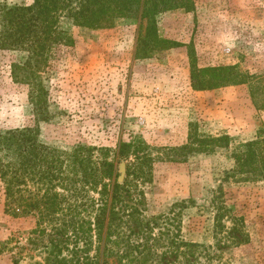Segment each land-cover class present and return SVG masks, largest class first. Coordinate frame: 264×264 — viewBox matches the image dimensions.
I'll return each mask as SVG.
<instances>
[{"label": "rangeland", "instance_id": "rangeland-1", "mask_svg": "<svg viewBox=\"0 0 264 264\" xmlns=\"http://www.w3.org/2000/svg\"><path fill=\"white\" fill-rule=\"evenodd\" d=\"M33 1L0 0V15L5 5ZM192 3V10L156 17L161 43L146 20L91 28L63 14L43 72L48 113L38 124L39 140L69 152L77 145L108 148L111 159L121 142L142 145L139 171L147 177L133 192L142 217L166 220L170 236L209 247L210 258L199 264H264V180L226 179L234 147L257 137L264 109L249 82L200 91L191 77L193 66L232 65L264 78V0ZM21 55L0 49V130L37 126L29 86L11 76ZM221 135L232 138L229 147L205 150L202 140ZM103 155L94 151L96 159ZM136 160L132 154L118 164L120 182ZM42 222L36 214L6 213L0 186V264L43 259L53 236L48 223L42 234Z\"/></svg>", "mask_w": 264, "mask_h": 264}, {"label": "trees", "instance_id": "trees-1", "mask_svg": "<svg viewBox=\"0 0 264 264\" xmlns=\"http://www.w3.org/2000/svg\"><path fill=\"white\" fill-rule=\"evenodd\" d=\"M193 0H34L30 5H5L0 15V49L19 52L11 63L15 83L30 88V103L37 126L0 130V186L5 212L13 216L36 214L42 234L51 227L45 255L30 264H199L210 258L209 247L171 235L166 220L142 217L134 186L145 181L140 157L142 145L121 142L114 157L108 148L77 145L72 151L50 147L39 140L40 121L47 118L48 88L43 72L49 63L50 41L61 16L79 26L111 28L117 19L137 18L156 36V17L166 11L194 9ZM156 30V31H155ZM157 43V44H158ZM196 90L251 83L252 97L264 109V78L256 79L236 66L192 68ZM253 81V82H252ZM258 92V93H257ZM258 94L260 98L258 99ZM229 135L211 136L205 150L229 147ZM104 153L96 159L94 151ZM136 156L120 182L118 164ZM235 166L226 179L238 182L264 180V125L253 140L232 151ZM133 166V165H132ZM218 219L223 217L221 212ZM158 229V231H157ZM157 231V232H156ZM238 243L244 239H238ZM73 244V245H72ZM67 251V252H65ZM93 251V254H91ZM111 259H114L111 262Z\"/></svg>", "mask_w": 264, "mask_h": 264}]
</instances>
